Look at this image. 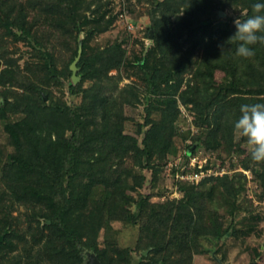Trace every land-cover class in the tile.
Wrapping results in <instances>:
<instances>
[{
	"label": "trees",
	"instance_id": "1",
	"mask_svg": "<svg viewBox=\"0 0 264 264\" xmlns=\"http://www.w3.org/2000/svg\"><path fill=\"white\" fill-rule=\"evenodd\" d=\"M149 1L150 43L140 41L139 50L126 56L118 38L90 44L117 16L112 10L105 16L107 0H0L1 41L17 40V28L39 46L24 69L0 50V122L11 147L0 146V167L6 162L10 169L8 177L0 176V264H88V252L101 264H191L203 237L220 241L230 228L234 237L252 231L234 221L224 227L206 221L219 207L232 219L242 208L240 172L186 180L179 184L180 197L162 202L140 188L144 170L155 180L174 151L180 103L203 123L187 149L201 145L231 153L247 143L237 139L233 121L240 105L264 103V44L252 45L255 55L245 59L235 54L238 45L229 37L234 20L252 15V4L264 0ZM29 10L38 11L36 21L27 18ZM220 11L240 14L215 24ZM80 36V80L74 84L69 65ZM49 37L70 51L59 66L47 47ZM122 68L135 79L119 86ZM66 80L68 94L80 95L76 103L53 92ZM141 103L143 120L128 132L132 117L124 107ZM240 162L252 171L264 199V162L253 161L249 151ZM115 218L139 224L137 262L129 246L112 238L100 246V231ZM246 264L259 263L253 258Z\"/></svg>",
	"mask_w": 264,
	"mask_h": 264
},
{
	"label": "rangeland",
	"instance_id": "2",
	"mask_svg": "<svg viewBox=\"0 0 264 264\" xmlns=\"http://www.w3.org/2000/svg\"><path fill=\"white\" fill-rule=\"evenodd\" d=\"M106 4L107 14H110V10L113 12H118L113 23L104 31L94 34L90 40L91 45L103 46L107 42H111L115 38L120 39L126 48V56L131 55L132 50H139L141 43L149 44L150 37L149 31L152 28L149 10L151 8V2L149 0H107ZM92 7L94 5H91ZM111 11V12H112ZM36 10H29L28 19L31 21H36L37 13ZM122 13V14H121ZM234 13V14H233ZM227 12L224 14L217 15L214 17L215 24H222L224 22L227 14H233L238 16V13ZM121 14V15H120ZM236 18V17H234ZM128 22V23H127ZM234 23V22H233ZM131 24V26H128ZM43 28V29H42ZM37 32H46L45 28L42 26ZM18 34L19 38L17 40H12L11 37H4L1 41L0 39V50H8V56L17 58L20 68L24 69L25 62L32 58V51L37 50L39 47L33 36L27 32H22V30L14 28ZM153 30V28H152ZM1 31V30H0ZM47 47L54 51L55 55L58 56V66L64 62L70 51L61 46L57 40L53 37H49L47 40ZM4 66L3 58L0 57V69ZM124 69H121L122 74H124ZM116 69H111L109 73L114 74ZM218 81L223 82L225 80L224 75L220 71H216L215 74ZM133 76H122L119 81V86L125 83H131L134 81ZM80 80V79H79ZM78 80V81H79ZM66 81L60 87L53 86V92L55 95H62L70 102H78L80 100L79 94H68L66 91ZM136 82V81H135ZM77 83V82H76ZM86 82L85 84H88ZM225 83V82H224ZM181 115L178 121V132L172 139V144L175 146L174 151L168 155L166 162L163 164L162 169L159 172L158 177L154 180L150 170L145 169L146 179L140 188L142 193L150 194V200L154 202H162L169 198H177L182 195V191L179 188V184L186 182L188 179H179L176 177V161H189L191 156H195L197 162L201 161L202 167L207 165L212 168L210 175H222L224 173L234 174L242 173L244 180L245 189L242 191L239 201L242 204V208L238 210L235 217L227 212L224 207H219L206 217L207 222L221 224L223 227L227 226L234 221L235 225L240 228H251L252 231L249 234L240 235L239 237H234L232 235V229L230 228L227 233L222 236L220 241L212 237H203L201 239L202 251L194 253L192 256L191 264H219L216 257L221 258L222 261L228 262L229 264H246L253 258L259 263L264 264V199L258 197L259 186L258 182L254 179L253 173L249 168H244L241 164V159L249 151L248 144L243 143L242 147L237 148L231 153H226L222 148L217 150L205 149L203 146L194 145L191 149L195 148L192 153L188 155L185 154L187 149V144L191 143L193 137L198 133L200 126H203L199 120L193 118L188 109L184 104H179ZM125 113L132 117V119L126 121L125 128L128 132L133 133L136 123L143 120V104L136 105L134 107L125 106ZM0 146L11 150V147L7 145V134L3 130L2 123L0 122ZM190 149V150H191ZM252 161H250L251 163ZM197 168V165H187V170ZM217 171V172H215ZM10 173L8 163L4 162L2 167H0V176L8 177ZM185 180V181H184ZM200 180V179H199ZM198 180V181H199ZM196 181H194L195 183ZM22 209V206H19ZM17 211L14 210L15 214ZM139 224L126 222L124 219L115 218L111 220V228H102L98 236L100 246L104 245V240L107 238H112L116 240L119 246H129L131 248L130 255L134 262L139 260V251L136 249V240L138 236ZM215 248V249H214ZM218 248V249H217ZM214 249V250H213ZM218 250L215 253V250ZM259 252L258 255L254 256L255 251ZM148 253L149 248H145ZM142 250V252H143Z\"/></svg>",
	"mask_w": 264,
	"mask_h": 264
},
{
	"label": "clouds",
	"instance_id": "3",
	"mask_svg": "<svg viewBox=\"0 0 264 264\" xmlns=\"http://www.w3.org/2000/svg\"><path fill=\"white\" fill-rule=\"evenodd\" d=\"M252 15L235 19V33L229 41L236 43V55L249 59L254 57L252 45L264 44V3L252 4ZM237 139L246 138L251 159L264 162V103L242 104L233 121Z\"/></svg>",
	"mask_w": 264,
	"mask_h": 264
},
{
	"label": "built area",
	"instance_id": "4",
	"mask_svg": "<svg viewBox=\"0 0 264 264\" xmlns=\"http://www.w3.org/2000/svg\"><path fill=\"white\" fill-rule=\"evenodd\" d=\"M122 14V13H121ZM120 14V15H121ZM128 23V22H127ZM128 26H131V24H128ZM197 160L195 159V156H191L189 158V161H176L174 162L176 165V177H178L179 179H188V180H192V181H198L199 179H201L203 176L206 175H210L212 168L211 167H202L201 161L197 162V164H195ZM197 165V169H191V170H187V165ZM217 172V171H215Z\"/></svg>",
	"mask_w": 264,
	"mask_h": 264
},
{
	"label": "water",
	"instance_id": "5",
	"mask_svg": "<svg viewBox=\"0 0 264 264\" xmlns=\"http://www.w3.org/2000/svg\"><path fill=\"white\" fill-rule=\"evenodd\" d=\"M220 14H224L223 11H220ZM153 35V30L152 28H150V31H149V37L151 38ZM81 51H82V37L80 36L78 38V50H77V54L76 56L74 57V59L71 61L69 67L71 69V80L72 82L75 84L79 79H80V76L77 74V70H78V66H77V61L80 57V54H81ZM52 70V73L54 74V70L51 68ZM43 98L44 99H47V95L46 94H43ZM193 146H191L189 149H188V153H190V149L192 148ZM49 220H47L48 222ZM2 238V235H0V239ZM147 250H143V253H146ZM87 263L88 264H101L100 260L98 259V257L96 256V254L94 252H88L87 253ZM216 260L219 264H229L228 262H223L221 258L219 257H216Z\"/></svg>",
	"mask_w": 264,
	"mask_h": 264
}]
</instances>
